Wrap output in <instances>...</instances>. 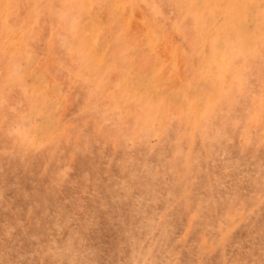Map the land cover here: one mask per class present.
Returning <instances> with one entry per match:
<instances>
[{"label": "rangeland", "instance_id": "374dc122", "mask_svg": "<svg viewBox=\"0 0 264 264\" xmlns=\"http://www.w3.org/2000/svg\"><path fill=\"white\" fill-rule=\"evenodd\" d=\"M0 264H264V0H0Z\"/></svg>", "mask_w": 264, "mask_h": 264}]
</instances>
